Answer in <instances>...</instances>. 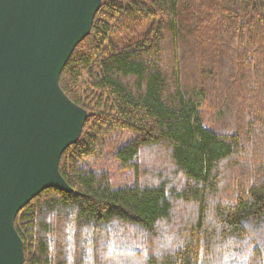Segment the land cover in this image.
<instances>
[{
	"label": "trees",
	"instance_id": "obj_1",
	"mask_svg": "<svg viewBox=\"0 0 264 264\" xmlns=\"http://www.w3.org/2000/svg\"><path fill=\"white\" fill-rule=\"evenodd\" d=\"M60 86L74 192L18 213L24 264H264V0H103Z\"/></svg>",
	"mask_w": 264,
	"mask_h": 264
},
{
	"label": "water",
	"instance_id": "obj_2",
	"mask_svg": "<svg viewBox=\"0 0 264 264\" xmlns=\"http://www.w3.org/2000/svg\"><path fill=\"white\" fill-rule=\"evenodd\" d=\"M103 0H0V264H24L18 213L42 191L74 192L60 172L88 111L60 86Z\"/></svg>",
	"mask_w": 264,
	"mask_h": 264
},
{
	"label": "rangeland",
	"instance_id": "obj_3",
	"mask_svg": "<svg viewBox=\"0 0 264 264\" xmlns=\"http://www.w3.org/2000/svg\"><path fill=\"white\" fill-rule=\"evenodd\" d=\"M201 112H202V118L204 120V123L210 125L214 120L213 116H215V114L209 112L208 109L205 107L201 109Z\"/></svg>",
	"mask_w": 264,
	"mask_h": 264
}]
</instances>
